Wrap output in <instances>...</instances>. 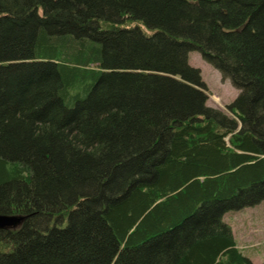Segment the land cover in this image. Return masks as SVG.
Here are the masks:
<instances>
[{"label":"trees","instance_id":"1","mask_svg":"<svg viewBox=\"0 0 264 264\" xmlns=\"http://www.w3.org/2000/svg\"><path fill=\"white\" fill-rule=\"evenodd\" d=\"M263 199L264 0H0V264H252Z\"/></svg>","mask_w":264,"mask_h":264},{"label":"rangeland","instance_id":"2","mask_svg":"<svg viewBox=\"0 0 264 264\" xmlns=\"http://www.w3.org/2000/svg\"><path fill=\"white\" fill-rule=\"evenodd\" d=\"M188 63L200 69L208 95L206 104L232 116L226 106L238 95L239 89L228 78H222L221 73L205 61L199 51H189ZM223 215V221L234 234L237 249L252 264H264V199L253 206L230 210Z\"/></svg>","mask_w":264,"mask_h":264},{"label":"water","instance_id":"3","mask_svg":"<svg viewBox=\"0 0 264 264\" xmlns=\"http://www.w3.org/2000/svg\"><path fill=\"white\" fill-rule=\"evenodd\" d=\"M21 215H7L0 214V228H8L10 226L16 225L19 221L22 220Z\"/></svg>","mask_w":264,"mask_h":264},{"label":"crops","instance_id":"4","mask_svg":"<svg viewBox=\"0 0 264 264\" xmlns=\"http://www.w3.org/2000/svg\"><path fill=\"white\" fill-rule=\"evenodd\" d=\"M224 216V215H223ZM234 235V234H233ZM236 242V241H235Z\"/></svg>","mask_w":264,"mask_h":264}]
</instances>
